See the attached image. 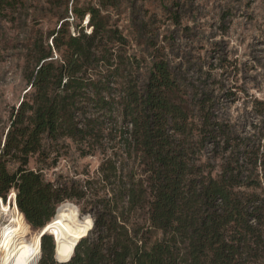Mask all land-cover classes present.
Instances as JSON below:
<instances>
[{
	"label": "trees",
	"instance_id": "1",
	"mask_svg": "<svg viewBox=\"0 0 264 264\" xmlns=\"http://www.w3.org/2000/svg\"><path fill=\"white\" fill-rule=\"evenodd\" d=\"M74 1L78 32L67 8L51 45L34 44L29 88L0 140V201L10 197L20 225L40 231L34 243L8 240L0 264H264V144L243 146L209 98H189L169 60L152 54L140 73L102 14L111 2ZM67 140L82 157L104 156V196L94 180L52 182L29 168L34 157L54 163Z\"/></svg>",
	"mask_w": 264,
	"mask_h": 264
},
{
	"label": "rangeland",
	"instance_id": "2",
	"mask_svg": "<svg viewBox=\"0 0 264 264\" xmlns=\"http://www.w3.org/2000/svg\"><path fill=\"white\" fill-rule=\"evenodd\" d=\"M74 0H6L0 9V140L29 88L28 77L35 68L33 47L51 45L49 34L64 21L68 11L69 30L77 33L79 19L71 13ZM101 0H75L88 9ZM102 14L127 37V52L146 73L151 55L169 60L189 98L197 92L211 101L215 115L227 124L231 135L248 149L264 144V0H105ZM88 15L82 21L86 26ZM107 132L115 131L113 121ZM239 142V141H238ZM62 155L50 164L31 159L29 168L42 170L46 180L76 182L94 180L100 196L104 184L98 181L103 155L82 157L70 140ZM112 150L108 151L111 156ZM13 169V167H11ZM109 189L112 185L108 184ZM80 216L85 201H71ZM89 208V207H88ZM141 222L148 219L147 207L138 211ZM15 221H17L15 223ZM39 230L23 228L8 197L0 201V261L11 238L34 243ZM161 237L153 234L152 242ZM65 241L64 253L69 249ZM61 246L59 253H63Z\"/></svg>",
	"mask_w": 264,
	"mask_h": 264
},
{
	"label": "water",
	"instance_id": "3",
	"mask_svg": "<svg viewBox=\"0 0 264 264\" xmlns=\"http://www.w3.org/2000/svg\"><path fill=\"white\" fill-rule=\"evenodd\" d=\"M58 214V213H57ZM57 216V215H56ZM45 229H46V227H44L43 229H41V231L43 232V234H42V238H43V236L44 235H46L47 233L45 232ZM79 242H77V244H78ZM55 253H56V259L58 260V261H60L59 260V258H58V255H57V245H56V250H55ZM61 262V261H60Z\"/></svg>",
	"mask_w": 264,
	"mask_h": 264
}]
</instances>
